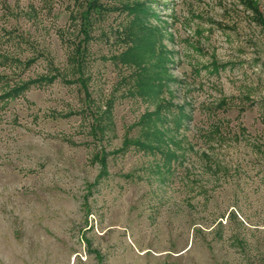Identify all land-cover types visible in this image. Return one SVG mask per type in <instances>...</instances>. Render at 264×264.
Returning <instances> with one entry per match:
<instances>
[{
    "label": "rangeland",
    "instance_id": "rangeland-1",
    "mask_svg": "<svg viewBox=\"0 0 264 264\" xmlns=\"http://www.w3.org/2000/svg\"><path fill=\"white\" fill-rule=\"evenodd\" d=\"M100 1L145 2L157 16L142 21L162 37L128 49L121 31L134 15L112 10L78 62L86 0H0V264H264V26L254 9ZM252 1L264 16V0ZM167 100L157 123L137 124Z\"/></svg>",
    "mask_w": 264,
    "mask_h": 264
},
{
    "label": "trees",
    "instance_id": "trees-1",
    "mask_svg": "<svg viewBox=\"0 0 264 264\" xmlns=\"http://www.w3.org/2000/svg\"><path fill=\"white\" fill-rule=\"evenodd\" d=\"M247 1V0H246ZM248 6L252 7L255 11L256 19L259 21L264 26V16L262 12L260 11L259 7L255 5V2L252 0L247 1ZM112 10H120V11H128V14H133L134 18L133 20L136 21L135 24H130L123 28L121 31L122 34H124V37L126 41H130L131 46H129L128 49L134 47L136 44L141 42L142 37H148L150 39H155L158 40V37H162V28L160 27H153L152 25H149L147 22H143L142 19L144 17H149L150 15L157 16L155 12H150L149 9L147 8V4L143 1H136L132 4H121V5H107L104 2H101L100 0H86L85 3V8L80 11L79 13V18H80V39L77 42L75 46V60L78 62L84 58L85 51L87 50V46L89 45V42L94 39L93 31L95 29L96 23L109 11ZM156 41L150 42L155 45ZM162 48H164L163 45H161ZM160 49L159 52V60L156 63V67L158 70L162 71L167 69L166 64L169 61V58L165 54V49ZM152 52H155V49L150 48ZM159 76L160 74L157 73ZM49 78L51 81L54 80L55 76L51 77H45ZM168 80L172 82L173 77L168 74ZM172 80V81H171ZM36 82V81H32ZM30 83H22L20 85H15L13 86L9 91H7L3 97L5 98H13L18 96L21 92H23L27 86ZM141 84L143 86H150L149 82L141 81ZM169 105H172L171 101L167 100L164 101L163 103L161 102L159 107L153 111H147L137 122L138 125H144L147 122L153 121L154 123H157L159 119L163 117V110L169 107ZM183 107H179V110H182ZM136 145L137 147L140 148H152L151 144L149 142L143 141L142 139H125L124 140V145ZM98 159L100 162L105 165L107 162V157L104 154L98 155Z\"/></svg>",
    "mask_w": 264,
    "mask_h": 264
}]
</instances>
